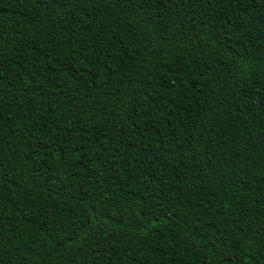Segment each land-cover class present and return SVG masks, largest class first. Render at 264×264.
<instances>
[{
  "label": "trees",
  "instance_id": "1",
  "mask_svg": "<svg viewBox=\"0 0 264 264\" xmlns=\"http://www.w3.org/2000/svg\"><path fill=\"white\" fill-rule=\"evenodd\" d=\"M0 264H264V0H0Z\"/></svg>",
  "mask_w": 264,
  "mask_h": 264
}]
</instances>
